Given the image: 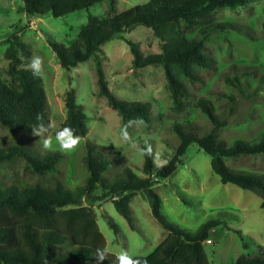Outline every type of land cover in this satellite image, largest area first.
I'll use <instances>...</instances> for the list:
<instances>
[{
  "label": "trees",
  "instance_id": "1",
  "mask_svg": "<svg viewBox=\"0 0 264 264\" xmlns=\"http://www.w3.org/2000/svg\"><path fill=\"white\" fill-rule=\"evenodd\" d=\"M100 1L22 0L21 10L30 17L47 14L61 17ZM249 1L149 0L107 17L89 15L70 45L47 41L64 70L94 58L95 95L106 99L117 112L122 126L148 125L152 112L148 103L117 99L108 87L99 53L103 44L116 38L123 39L128 45L133 68H163L172 112L182 113L193 106L212 125L209 132L198 135L192 124H172L171 128L180 140L174 155L157 168L143 147L142 177L125 166L120 148L86 142L84 161L89 177L76 191L68 189L62 182L65 167H58V164L63 154L58 151L46 155L29 153L26 147L12 144V141L36 135L33 129L41 124L49 130L50 124L42 79L33 76L30 69L18 67L17 54L23 44L17 32L11 35L5 56L9 60L8 73L16 84H7L0 75V131L8 136L5 139L0 134V264H91L92 261L97 264L96 250L106 248V242L98 228L95 210L90 204L83 203L82 198L110 200L133 228L130 201L141 190L148 192L152 216L167 235L150 254L133 258H139L142 264H210L203 243L222 224L221 220L209 219L193 232L182 229L165 218L160 209V198L152 189L160 178L175 172L180 157L192 143L211 157L212 171L223 184L231 183L255 192L261 197L260 207L264 209V174L231 169L225 164L226 158L264 154V134L253 141L236 139L231 144L218 139L214 130L224 126L226 121L215 112L210 99L200 97L192 101L190 91L196 83L203 82L204 74L216 71V61L205 49L210 34L233 30L251 40L259 38L249 28L232 22H216L212 18V13L218 9L236 8ZM197 24L201 26L196 35L189 37L188 31ZM138 25L152 30L160 41L159 53L144 55L138 43L123 37V33ZM252 72L250 67L239 71L234 67L232 77L225 74V82L234 86L240 77L250 76ZM63 105L65 118L57 131L68 127L75 137L86 135L89 131L86 114L77 103L73 89L64 92ZM114 165H119L121 170ZM108 223L117 234L116 224ZM235 233L243 241L241 232L235 230ZM245 245L243 243V247ZM114 262L115 257L109 256L103 264ZM234 264H264V247L252 257H238Z\"/></svg>",
  "mask_w": 264,
  "mask_h": 264
},
{
  "label": "rangeland",
  "instance_id": "2",
  "mask_svg": "<svg viewBox=\"0 0 264 264\" xmlns=\"http://www.w3.org/2000/svg\"><path fill=\"white\" fill-rule=\"evenodd\" d=\"M148 1L102 0L61 17L50 14L30 17L21 10L22 0H0V75L7 84H16L8 73L9 60L5 50L11 35L17 32L23 44V49L17 54L20 60L18 67L30 69L34 57L42 60L39 76L46 94V113L50 124L48 132L41 137L28 135L21 141H12V144L26 147L29 153L46 155L50 151H58L63 154L58 167H65L62 182L72 191L84 186L89 177L84 161L86 142L120 148L125 166L142 176L143 147L146 151L151 147L149 155L157 168L174 155L179 137L172 130V124H192L198 135L209 132L212 127L207 117L193 106L182 113L172 112L164 76L160 74L158 78L154 70L146 74L152 68L163 74V68L147 66L134 69L135 72L129 71L131 52L123 39L116 38L103 44L99 53L103 58L102 68L108 87L117 99L148 103L152 112L148 125L135 123L126 129L106 99L95 95L94 58L64 70L47 43L52 40L70 45L89 15L107 17ZM212 18L216 22H232L249 28L259 38L251 40L233 30L210 34L205 41V49L215 59L216 71L204 74L203 82L190 88L192 101L200 97L210 99L215 112L226 121L224 126L214 130L218 139L227 144L236 139L256 140L264 134V0H250L236 8L218 9L212 13ZM200 26L197 24L191 28L188 36H195ZM123 37L138 43L144 55L161 51L160 41L145 26L138 25L123 33ZM234 67L238 71L250 67L253 74L240 77L239 83L233 86L225 82V74L232 77ZM69 89L74 90L77 103L83 107L89 131L77 137L79 143L74 150L64 151L59 148L55 134L65 118L63 94ZM124 131L128 133L127 140L123 138ZM0 134L8 139L2 130ZM45 139L51 141V148L43 147ZM225 164L231 169L264 174V154L226 158ZM152 189L160 198L162 214L182 229L193 232L209 219L221 220L222 224L210 233L209 241L203 243L210 264H234L238 257H252L259 248L264 247L261 197L234 184H223L212 171L211 157L200 150L196 143L187 147L175 172L169 177L160 178ZM149 199L146 191H138L132 197L130 211L133 228L115 210L110 200L87 201L82 198V202L90 204L95 210L106 248L113 253L126 251L132 257H144L166 235L152 216ZM109 221L116 224L117 234ZM235 230L241 232L243 241Z\"/></svg>",
  "mask_w": 264,
  "mask_h": 264
},
{
  "label": "clouds",
  "instance_id": "3",
  "mask_svg": "<svg viewBox=\"0 0 264 264\" xmlns=\"http://www.w3.org/2000/svg\"><path fill=\"white\" fill-rule=\"evenodd\" d=\"M30 69L32 71V75L35 77H38L41 74L42 71V60L40 57H34L30 62ZM34 133L41 137L43 134L48 132V128L41 124L38 128L33 129ZM123 138L125 140L128 139V133L127 131L123 132ZM55 140L59 146L60 149L64 151H72L76 148L77 144L79 143V140L77 137L74 136L73 131L68 128L64 127L56 132L55 134ZM147 143V141H145ZM43 147L45 149H49L52 147V143L50 140L45 139L43 142ZM135 147V145H133ZM152 151L151 147L149 146L147 148V152L150 154ZM109 256L115 257L114 264H142V261L139 258H133L128 254L126 251H122L119 253H113V251L110 248H97L95 257L97 264H103L105 259H108Z\"/></svg>",
  "mask_w": 264,
  "mask_h": 264
},
{
  "label": "crops",
  "instance_id": "4",
  "mask_svg": "<svg viewBox=\"0 0 264 264\" xmlns=\"http://www.w3.org/2000/svg\"><path fill=\"white\" fill-rule=\"evenodd\" d=\"M131 62H132V58H131ZM145 67H147V66H145ZM145 67H142V68H145ZM153 67H157V66H153ZM142 68H133L132 65H131L129 71H131V72H135L134 69H142ZM151 70H154V71H155V74H157L158 78L160 77V74L164 76V73L162 74L161 72H158L157 70H155V68H152V69L147 70L146 74H148ZM63 120H64V119H63ZM63 120H62V121H63ZM62 121H61V122H62ZM118 123H119V121H118ZM133 124H135V123H133ZM140 124H142V123H140ZM135 125H136V124H135ZM145 125H146V124H145ZM130 127H131V126H129V127L127 126L126 129H128V128H130ZM179 143H180V140H179ZM178 145H179V144H178ZM142 176H143V175H142ZM142 176H141V177H142ZM141 191H145V190H141ZM137 192H138V191H137ZM137 192H136V193H137ZM146 192H147V191H146ZM130 202H131V201H130ZM149 203L151 204V200H150V199H149ZM166 235H167V233H166ZM166 235H165V237H166ZM165 237H164V238H165ZM164 238H163V239H164ZM163 239H162V240H163ZM162 240H161V241H162ZM161 241H160V242H161Z\"/></svg>",
  "mask_w": 264,
  "mask_h": 264
},
{
  "label": "built area",
  "instance_id": "5",
  "mask_svg": "<svg viewBox=\"0 0 264 264\" xmlns=\"http://www.w3.org/2000/svg\"><path fill=\"white\" fill-rule=\"evenodd\" d=\"M207 241H209V240H207Z\"/></svg>",
  "mask_w": 264,
  "mask_h": 264
}]
</instances>
